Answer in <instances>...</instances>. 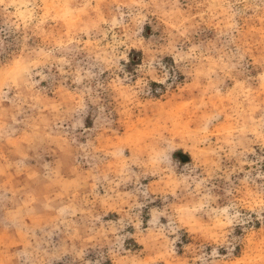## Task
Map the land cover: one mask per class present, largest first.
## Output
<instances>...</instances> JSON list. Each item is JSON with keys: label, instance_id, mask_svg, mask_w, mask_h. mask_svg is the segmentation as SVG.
<instances>
[{"label": "rangeland", "instance_id": "obj_1", "mask_svg": "<svg viewBox=\"0 0 264 264\" xmlns=\"http://www.w3.org/2000/svg\"><path fill=\"white\" fill-rule=\"evenodd\" d=\"M145 15L132 0H0V264H113L100 233L121 223L124 253L149 258L134 225L146 234L175 203L167 176L145 167L160 138L177 136L168 167L182 176L197 152L183 136L208 117L227 130L264 111V0H180ZM259 155L223 160L207 187L247 175L259 192ZM123 161L131 179L116 176ZM241 211L216 242L198 214L159 264H264V220Z\"/></svg>", "mask_w": 264, "mask_h": 264}, {"label": "clouds", "instance_id": "obj_2", "mask_svg": "<svg viewBox=\"0 0 264 264\" xmlns=\"http://www.w3.org/2000/svg\"><path fill=\"white\" fill-rule=\"evenodd\" d=\"M132 2L137 7L144 9L147 15L153 8L159 9L161 4L165 7L170 5L175 9L180 0H132ZM163 14L167 15L168 13L163 11ZM146 15L139 17L141 23L146 19ZM119 59H126V57L120 55L117 58L113 55L109 62L118 63ZM260 80L262 82L261 90L264 91V73L261 74ZM214 119L217 117L206 118L203 125L198 126L194 134L181 138L197 150L190 170L182 176L170 175L168 167L167 153L175 150L172 145L177 140V136L160 138L158 150L154 149L156 155L149 158L145 167L156 169L162 176H167L168 195L173 197L175 202L171 205V214L167 209L153 213L151 221L153 228L149 229L146 234L141 231L140 222L135 223L136 238L139 243L143 245L145 251L154 253L146 259L124 253L123 242L128 237L119 234L125 227L123 223H121L120 229H111L110 234L100 233L109 242L113 264H159L160 260L170 255L169 238L175 237L171 239L172 245L177 243L179 240L177 233L182 227L197 219L198 214L208 218V224L205 225L206 235L207 239L213 242L224 238L235 224L241 222L242 209L255 212L261 220H264V172H258L256 176V179L261 181L259 192L249 185L247 175L241 181L239 188L224 187L213 192L207 187L209 180L221 171V163L225 159L256 157V150L259 149L260 155L257 162L264 165V111L261 112L258 119L254 118V114H248L246 119L232 118L227 130L213 127L212 120ZM213 137L216 138L215 143H212ZM183 159L187 160V157ZM244 162L250 163L247 159H244ZM131 164H136V161H131ZM128 168L129 162L123 161V167L116 172V176L131 179L128 176ZM148 174L155 175L156 172L145 173V175ZM105 178L107 179V176ZM252 184L254 185L255 181ZM101 210L105 211L106 206ZM159 216L168 217L167 234L163 228L157 227ZM95 218L99 220L100 216L97 215ZM87 244L88 241L85 237L81 241L82 248ZM24 255L26 253H21L22 257ZM217 255V251L213 249L211 257L215 258ZM197 261L199 264H219L216 259L199 256L196 261L185 262V264H197ZM20 264H26L23 258ZM31 264H35V261H32ZM50 264H55V260L53 259ZM79 264H83V262L81 261ZM96 264H102V261H97ZM164 264H175V262L165 260Z\"/></svg>", "mask_w": 264, "mask_h": 264}]
</instances>
